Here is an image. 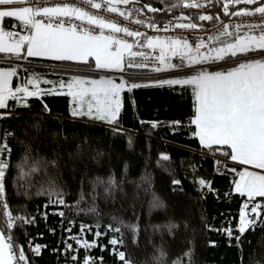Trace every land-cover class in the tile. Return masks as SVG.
Returning <instances> with one entry per match:
<instances>
[{"label": "trees", "instance_id": "trees-1", "mask_svg": "<svg viewBox=\"0 0 264 264\" xmlns=\"http://www.w3.org/2000/svg\"><path fill=\"white\" fill-rule=\"evenodd\" d=\"M129 5L157 23L186 15L199 27L213 26L237 9L228 8L226 15L222 3L199 10L184 7L183 0H129L116 7ZM31 63L17 68L13 88L38 79L41 96L11 100L12 113L0 117V144L8 148L0 161L9 165L4 175L8 209L0 207V230L11 235L17 250L23 248L28 264H125L119 252L129 264H264V197L251 200L236 193V176L216 173L207 155L215 149L202 147L196 137L190 86L125 91L115 123L76 119L77 105L62 93L61 84L91 68ZM235 65L220 63L208 71ZM0 67L14 66L4 62ZM49 91L53 94H43ZM110 178L117 183L99 182ZM246 203L250 211L254 204L261 207L252 215L254 224L240 234ZM9 210L35 222L16 220V227L6 228ZM85 241L95 246L85 248ZM36 245L39 255L31 250Z\"/></svg>", "mask_w": 264, "mask_h": 264}, {"label": "snow or ice", "instance_id": "snow-or-ice-1", "mask_svg": "<svg viewBox=\"0 0 264 264\" xmlns=\"http://www.w3.org/2000/svg\"><path fill=\"white\" fill-rule=\"evenodd\" d=\"M108 5L107 10L112 13H118L125 16L126 13L116 7L119 3L127 4L129 0H104ZM29 3V0H0V6L23 5ZM87 3L95 9H101V3H94L93 0H87ZM233 5L244 3L246 5H256L254 9H242L233 13L236 16H256L261 17L259 24H245L244 27L252 32L260 29L258 35L249 34L244 37H237L233 43H225L222 47L212 49L214 56H201L200 47H206L203 41L195 49V55H189V67L194 64H201L207 61L216 62L226 58H236L238 54L247 56L249 52L257 53L260 58L247 60H237L236 66L226 70L207 71L200 70L197 74L190 77L172 78L160 81L156 85L173 86H192L194 92L195 116L192 121L196 125L201 144L211 148L213 145H227L231 152V160L244 165H254L256 168L264 169V0H231ZM183 6L187 8L201 7L202 5L183 0ZM149 8V11H158V9ZM224 12L227 15L228 5H224ZM37 17L47 18L37 19ZM4 18H15L19 20L26 29L34 30L33 35L20 36L13 43H8L5 38L13 37L14 33L5 31L3 27ZM61 18H74L87 25L98 29H109L113 33H124L128 37H137L144 35L139 31L130 30L127 27L119 25L113 20L106 19L99 15H94L89 11L71 4H62L52 7H3L0 8V53H14L20 56L21 50L27 44V56H50L56 60H79L87 62L89 56H94L98 68H117L122 70L124 54L129 56H144L143 52L132 51L133 44L127 40L119 39L111 35H105L103 31L99 34H93L91 28L80 29V25L75 23L65 27ZM200 20H211L212 16H200ZM53 21H59L53 23ZM136 23H143L137 20ZM180 27L196 28V24L179 25ZM240 25H237L239 28ZM224 35L231 36L232 33L225 32ZM169 45L174 46L169 48ZM181 45L179 39L162 41L159 38H150L148 47H160V54L157 57L161 64L166 61L168 50L172 55H177V49ZM115 46L116 50H113ZM183 48L187 53L193 51L192 46L186 41ZM181 58L185 53H180ZM132 66L129 61V67ZM143 67V65H137ZM179 65L168 64L167 68H178ZM156 68L155 71H161ZM16 75L15 69H0V109L7 108L6 101L9 98L16 99V93H23L21 99L26 97L38 96L40 90L30 91L23 87L13 91L10 87V81ZM28 84H35L36 80L27 81ZM89 81L76 79L69 84L67 95L72 97V101L77 106L73 108L72 115L89 116L99 120H107L109 123H115L118 119L122 102L120 93L125 89V84H116L110 79L92 80L91 87H84ZM64 85L61 84V87ZM133 83L128 87V91L134 88L148 87ZM53 94L52 91L43 93ZM85 98H88L87 104ZM3 114H0L2 117ZM155 126V125H153ZM8 151L6 144H0V156ZM167 159L168 157H164ZM9 165L6 161H0V207L8 209V204L4 202V175ZM115 185L114 178L108 181H99ZM201 184L205 181L201 180ZM211 187L210 185H206ZM236 191L241 195H247L249 198L256 196L264 197V174H257L244 171L240 174V181L236 184ZM83 199V197H81ZM56 203L63 204V199L56 200ZM260 205L254 204L251 211L257 213ZM248 208V204H245ZM64 215L63 212L60 213ZM16 220H26L27 223H34L35 218L14 217L12 212H7L6 228L16 227ZM254 219L248 218V213L242 214L239 223V233L243 234L254 224ZM264 224V220L261 221ZM119 231V229H113ZM228 236H232V229H227ZM237 241L240 236L235 237ZM113 245L117 240H112ZM85 248L93 247L87 241L83 243ZM71 248V245H68ZM35 254L41 253V246L36 245L31 249ZM119 258L129 264L125 258L124 252L118 253ZM163 255V254H162ZM28 264V257L23 248L17 250L12 242L10 234L0 230V264ZM91 264V261L86 262Z\"/></svg>", "mask_w": 264, "mask_h": 264}, {"label": "built area", "instance_id": "built-area-1", "mask_svg": "<svg viewBox=\"0 0 264 264\" xmlns=\"http://www.w3.org/2000/svg\"><path fill=\"white\" fill-rule=\"evenodd\" d=\"M94 3H101V9H95L87 3V0H29L28 6L32 7H52L62 4H71L81 7L94 15L102 16L106 19L113 20L119 25L129 28L133 31H139L143 33L142 36L137 37H128L124 33H113L109 29H98L93 26H89L86 22H81L75 20L74 18H61L62 22L65 24V27L75 23L80 25L78 30H86L91 28L93 34H99L100 31H103L105 35H111L119 39L127 40L129 43L133 44L132 51L134 52H143L144 56H129L126 54V67L128 70L141 72L146 75H154L160 73L155 71L156 68L162 69V64L159 62L157 57L160 52L157 47L149 48L148 41L150 38H159L162 41H170L172 39H179L181 43L185 41L192 46L193 51L191 55H195V49L200 45V42L203 41L206 47H200L199 52L201 56H212L215 53L210 51L222 47L225 43H233L236 41L237 37H244L249 34L258 35L260 29H255L250 32V29L244 27L245 24H259L261 17L256 16H236L233 13L238 12L242 9H254L256 5H246L244 3H239L233 5L231 0H197L196 3L202 5L197 7L199 10H202L214 3H222L223 5L227 4L228 8H237L230 17L227 19L219 20L215 25L208 27H199L196 28H187L180 27L179 25H189L194 24V22L186 15H176L169 19L165 23L154 22L151 17H149L145 12H143L136 5H129L125 9H119L122 12H125V16H120L118 13H112L107 10L108 5L105 4L104 0H93ZM37 19H44L45 22L47 18L37 17ZM137 20L143 21V23H136ZM59 21H53L54 25ZM237 25H240L237 28ZM232 33L231 36L224 35L225 32ZM14 33V32H13ZM19 34L14 33V39H19ZM115 48V46H113ZM184 51H187L183 48ZM129 61H131L132 66L129 67ZM137 65H143L139 67ZM214 65L208 64H199L194 69L195 74L200 70H209L210 67ZM11 111L3 112L2 114H11ZM214 160L216 166V172L219 173H231L233 172V161L229 157L219 154V153H208Z\"/></svg>", "mask_w": 264, "mask_h": 264}, {"label": "crops", "instance_id": "crops-1", "mask_svg": "<svg viewBox=\"0 0 264 264\" xmlns=\"http://www.w3.org/2000/svg\"><path fill=\"white\" fill-rule=\"evenodd\" d=\"M27 4L13 5V6H0V8H3V7H27L28 6ZM3 27H4L5 31H11V32L17 33V34H19V36L33 35L34 34V30L26 29L22 25V23L19 20L15 19V18H4ZM5 39H6V41L8 43H13L15 40H18V39H14V38H5ZM155 47H157V49L160 52V47L159 46H155ZM172 47H174V46L169 45V48H172ZM26 50H27V44L24 45L23 49L21 50V53H20L19 57H17L16 54H14V53H8V52L0 53V55L2 56V58H0V63L10 62L14 66V67H0V69H3V70L15 69L16 70V75L13 76L11 78V81H10V87H12L13 91H15L18 88L26 87L25 84L17 83L16 87L13 88V81H14L15 77L17 76V68L18 67H21V68L28 67L31 64H33V63H31V61L50 62V63L54 64V65H52L54 67H56V64H67V65L75 66V67L76 66H88V68H91V72H88L87 70H89V69H86V67H84L85 69H80L82 71L78 72L79 74L75 75L72 81L70 79L67 82L68 84L65 85L66 91H64L62 93H66L67 94V92H68V87L67 86L69 84H72L74 82V80H76V79L84 78L85 75H91V74H97L99 76H106L107 75V76H110L112 79H114L117 83L125 84V89L120 93V99L122 98V93L125 92V91H128V87L131 84H133V83H138V84H141V85H149L148 87H140V88H144V89H147V88L154 89V88H163V87H169V88L177 87V88L181 89L184 86H181V85H173V86L164 85L163 87H159V86H152V85H156L160 81L166 80V79L190 77V76L176 75L174 73L181 72V71L182 72L183 71H193L196 68V66L199 65V64H195L194 66L192 65V67L188 66L189 65L188 56L191 55V54L187 53V51L183 50V43H181V45L177 49V55H172V51L171 50L167 51L166 61H165L164 64H162V70L160 71V73H157V74H154V75H146V74H143L141 72H135V71L128 70L127 67H126V54H127V52H125V54H124V62L122 64V70H121V69H117V68H98L96 66V60H95L94 56H89L87 58V62L85 63V62L79 61V60H56V59H54V58H52L50 56H27L26 55ZM113 50L115 51L116 48H113ZM180 53H185V55L183 56V59L181 58ZM249 53H252V54L249 55L247 58H243V59L242 58H238V59H236V58H226L225 60L216 61L214 63L211 62V61H207V62H204V63H201V64L217 65V64L225 63V62H227V63L236 62L237 60H241L242 61V60H247V59H252V58H257V59L260 58L257 55V53H254V52H249ZM214 55H212V56H214ZM238 55H240V54H238ZM168 64L179 65V67L178 68H174V69L173 68H167ZM64 69H66V68H64ZM130 76L136 77V78H146L147 77L149 79L142 80V81H137L136 79L133 80V79L128 78ZM190 87L192 89L193 102H194L195 101V97H194L193 88H192V86H190ZM134 89H138V88H134ZM21 96H23V94L17 92L16 93V97L17 98L15 100L16 101L23 100V99L20 98ZM40 96L41 95L32 96V97H40ZM11 100H13V99L9 98L6 101L8 106H9V102ZM3 112H8V107L4 108V109H0V114H2ZM77 116L80 117L79 115H76V117ZM78 117L76 119H78ZM197 131H198V129L196 128V125H195V132H197ZM196 137H197V139L199 141L198 136H196ZM199 144L202 147L209 148V147H206L205 145L201 144L200 141H199ZM211 148H214L216 153L223 154V155H225V153H230L231 152L230 148L227 145H213ZM225 156L230 158V155H225ZM233 162L237 163V164H240L237 161H233ZM240 165L247 166V165H244V164H240ZM242 172H243V170L240 169L238 171L237 176H236L237 179H236V182H235V185H234V192H236V193H238V192L236 191V187L235 186H236L237 183H239L240 174ZM245 196L247 198H249L247 195H245ZM258 197L259 196H256V197H253V198H249V199L253 200V199H256Z\"/></svg>", "mask_w": 264, "mask_h": 264}, {"label": "rangeland", "instance_id": "rangeland-1", "mask_svg": "<svg viewBox=\"0 0 264 264\" xmlns=\"http://www.w3.org/2000/svg\"><path fill=\"white\" fill-rule=\"evenodd\" d=\"M195 65V64H194ZM193 65V66H194ZM192 67V66H191ZM67 76V75H66ZM101 79H110V80H112L114 83H116V84H119V83H117L114 79H112L110 76H91V75H85L84 76V78H80V80H86V81H89V83L88 84H86V85H84V87H91V84H90V82L92 81V80H101ZM33 80V79H32ZM36 80V83L35 84H28V83H25V85H26V87L27 88H29V90L30 91H35V90H37V89H39L40 90V94L39 95H41L42 94V91H41V89L39 88V86H40V80H38V79H35ZM31 81V80H30ZM62 89H61V91L62 92H64V91H66V89H65V86H63V87H61ZM23 94V93H22ZM38 95V96H39ZM27 98V97H26ZM87 102H88V98H85V103L87 104ZM85 117H88V118H90V119H94V120H99V119H95V118H93V117H89V116H85ZM102 121H107V120H102ZM231 160V159H230ZM235 164H237V163H235ZM243 166V165H242ZM255 166L254 165H247V166H245V168L244 169H241V170H243V172L244 171H249V172H253V173H257V174H264V169H259V168H254ZM240 170V169H239ZM239 170H237V174H238V171ZM237 176V175H236ZM254 200V199H253ZM245 212H247L248 213V218L249 219H251L252 218V215H258L259 214V211H257V213H253L252 211H250V210H248V208L246 209L245 207L243 208V211H242V214L243 213H245ZM242 214H241V216H242Z\"/></svg>", "mask_w": 264, "mask_h": 264}, {"label": "bare ground", "instance_id": "bare-ground-1", "mask_svg": "<svg viewBox=\"0 0 264 264\" xmlns=\"http://www.w3.org/2000/svg\"><path fill=\"white\" fill-rule=\"evenodd\" d=\"M209 157H211L209 154H207ZM212 158V157H211ZM213 159V158H212ZM213 161H214V168H215V170H216V166H215V160L213 159ZM234 163V162H233ZM245 168V166H242V165H240V164H235L234 163V165H233V172H231V173H219V172H216V173H218V174H220V175H227V176H236L237 175V170H239V169H244Z\"/></svg>", "mask_w": 264, "mask_h": 264}]
</instances>
